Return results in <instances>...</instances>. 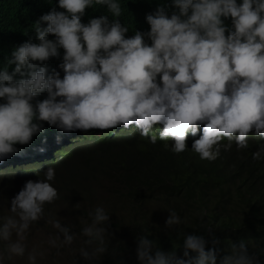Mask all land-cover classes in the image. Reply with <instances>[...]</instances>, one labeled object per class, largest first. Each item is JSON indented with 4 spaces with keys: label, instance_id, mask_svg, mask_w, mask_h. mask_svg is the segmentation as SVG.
Listing matches in <instances>:
<instances>
[{
    "label": "clouds",
    "instance_id": "1",
    "mask_svg": "<svg viewBox=\"0 0 264 264\" xmlns=\"http://www.w3.org/2000/svg\"><path fill=\"white\" fill-rule=\"evenodd\" d=\"M14 2L0 1V174L44 167L80 140L129 132L208 161L250 153L242 149L253 142L252 159H264V0H26L30 12L16 19ZM154 127L158 137L149 135ZM38 175L0 215V264H37L46 250L31 248L32 233L49 235L56 249L46 264L65 262L60 250H71V225L44 208L59 199L55 169ZM165 209L166 227L184 237L182 255L142 234L139 264H261L243 239L218 257L203 235L181 233L176 209ZM87 216L79 255L95 264L109 245L110 213L96 204ZM230 220L218 205L205 216L218 231Z\"/></svg>",
    "mask_w": 264,
    "mask_h": 264
},
{
    "label": "trees",
    "instance_id": "2",
    "mask_svg": "<svg viewBox=\"0 0 264 264\" xmlns=\"http://www.w3.org/2000/svg\"><path fill=\"white\" fill-rule=\"evenodd\" d=\"M25 1L15 0L14 19L23 9L24 15L30 12ZM123 1L127 5L128 0ZM53 35L49 34V38ZM160 130L154 127L149 135L158 137ZM162 145L159 137L151 144L148 137L136 132H129L120 140L100 135L74 143L53 161L42 165L44 167L20 168L0 174V186L14 184L17 188L13 192L0 191V215L8 213L11 198L25 181L40 177L38 174L42 175L47 166H52L55 179L51 183L57 188L59 199L46 203L44 208L47 213L63 215L62 223L71 225L70 230L76 233L72 246L78 255L62 252V260L67 264H87L79 255L85 238L79 230L81 221H89L88 209L96 204H103L110 217L109 245L95 264H139L136 238L142 234L166 251L177 247V255H182L184 237L178 235L176 228L165 225L169 215L165 208L169 207L176 209L185 220L179 226L181 233L203 235L206 250L218 249V257L223 256L230 252L232 243L239 244L243 239L249 251L256 252L264 264V251H261L264 249V159H252L257 144L249 142V146L242 149L250 153L225 151L213 161L201 160L188 149L173 153ZM228 184L233 185L232 192L225 190ZM105 189L109 195H102L109 201L97 198V193ZM77 203L80 208L75 207ZM234 203L239 207L230 208ZM215 205L220 215L231 217L220 231L205 222L207 211ZM201 211L205 213L202 221Z\"/></svg>",
    "mask_w": 264,
    "mask_h": 264
},
{
    "label": "rangeland",
    "instance_id": "3",
    "mask_svg": "<svg viewBox=\"0 0 264 264\" xmlns=\"http://www.w3.org/2000/svg\"><path fill=\"white\" fill-rule=\"evenodd\" d=\"M16 189L17 188H16V186H14V184H12V186L10 184H5V185L0 186V191L3 193L13 192ZM8 208L6 210H8ZM55 210H67V209L66 208H56ZM55 216L58 219L59 216H63V215H55ZM46 225L51 226L48 224H46ZM51 228H52V226H51ZM50 233L54 235L56 233V229L52 228V231ZM48 236L49 235L37 237V235L32 233V235L29 238H27V242H30L29 245L31 246V248L33 246H37L40 250H46L43 258H41L39 256L37 257V264H46V262L48 260L52 259L54 257V254H56V249L50 248L46 243ZM70 249L71 250H69V247H65V248H62L60 251H61V253L66 252L69 254H74V256L78 255V253L76 252V250L74 249V247L72 245L70 246ZM17 258H19V257H16L14 259H17ZM53 263L54 264H66L65 262H62V261H56ZM21 264H27V263H21Z\"/></svg>",
    "mask_w": 264,
    "mask_h": 264
}]
</instances>
